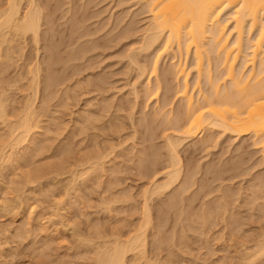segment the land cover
Returning a JSON list of instances; mask_svg holds the SVG:
<instances>
[{"label":"rangeland","instance_id":"obj_1","mask_svg":"<svg viewBox=\"0 0 264 264\" xmlns=\"http://www.w3.org/2000/svg\"><path fill=\"white\" fill-rule=\"evenodd\" d=\"M29 1L20 0L22 12ZM34 1L41 14L38 41L31 33L5 34L12 41L0 47V99L8 116L5 122L0 120V141L7 137V124L31 101L37 125L28 140L9 150L13 157L9 164L0 161V264H95L105 242L125 240L142 224L143 193L151 178L136 168L137 155L151 152L154 144L152 149L161 155L159 162L166 161L163 135L175 133L169 128L163 131L166 123L160 120L164 123L161 127L157 121L156 138L146 137L145 116L159 106L151 95L155 78L149 69L145 74L139 70L154 58L153 49L140 45L150 15L141 0ZM1 3L5 5V0ZM168 63V55L162 56L159 75ZM49 72L52 83L47 80ZM169 84L177 85L172 78ZM211 130L205 132L209 141L203 145L197 136L178 147L182 176L189 167L194 169L191 178L195 176L187 180L191 182L187 188L182 186L184 192L180 188L181 197L174 193L182 184L178 181L173 183L178 188L149 197L152 219L144 229L146 259L164 264H244L245 255L256 248V239L264 235V152L248 136ZM106 154L104 167L92 179L86 178L88 164L96 155ZM171 189L174 195L169 196ZM173 196L184 199L177 201ZM188 197L191 204L185 201ZM171 198L175 208L188 205L193 214L207 203L212 218L207 208L203 222L200 212L198 220L196 216V221L186 220L183 217L192 212L177 215L180 210L173 211L171 206L157 223L156 214L173 204ZM220 201L227 204L219 206ZM192 226L199 228L191 231ZM159 234L166 243L155 244ZM126 256L129 260L132 255ZM261 256L252 264H264Z\"/></svg>","mask_w":264,"mask_h":264},{"label":"bare ground","instance_id":"obj_2","mask_svg":"<svg viewBox=\"0 0 264 264\" xmlns=\"http://www.w3.org/2000/svg\"><path fill=\"white\" fill-rule=\"evenodd\" d=\"M141 1L146 5L150 15V22L142 38V44L140 45L142 49L149 50L150 48L151 50L153 49V52L155 53L151 64L145 63L146 65L139 66V70L143 74L149 69L150 71H148L151 73V77L155 78L153 85V87L155 86V89L151 87L154 89L153 94L151 95H154V100L158 101L157 104H159V106L157 105V110H152L149 117L145 116L146 121H144L145 124H143L148 131L146 137L153 139L159 123L162 127V123L164 122L166 124H164V127L161 129L164 131L169 128L170 130L175 131V133H165V135H163L164 147H162L166 151H164L166 156L163 157L166 161L159 162V157H161V155H157V148V150L154 148L152 149V145L154 144L150 145L151 149L149 148L154 156L149 150L140 152V154L137 155V163L135 162V165H137L136 168L138 167L140 173L147 175L148 179L151 178L149 181L151 185L149 184V188L147 187L143 193L144 208L142 213V224L139 228L134 230L131 236L127 237V239L125 238V240L124 238L122 240L115 238L113 241H107L108 243L105 242L106 244L96 255L95 264L165 263H163V261H153L154 259H151V261L149 260L150 258L146 259L144 255V246L146 244L144 229L151 224L152 219L150 216V205L147 201L151 195L160 194L163 191H166V189L169 191L168 188L173 187L177 181L178 183L180 182V184L182 183L181 186L178 188L175 187V185V189H178L174 190L173 187V190H178L177 193L171 189L172 194L169 193V196L174 195L173 192L180 196V188H187L186 185L191 183H187V180H194L195 176L193 179L191 178L194 174V169H191L192 167L184 170V172H187L184 174V177L181 174L183 172H181V158L178 154V147L183 141H191L199 136L197 142L203 145L205 142L209 141L207 138L208 133L206 135L205 132L213 128H219V130H221L220 132H228L237 137L248 136L251 139V144L264 152V0ZM2 4L3 3L0 4V47L2 42H5L6 40L9 42L12 41L10 38H7L5 34L8 36L23 37L25 34L31 33L33 40L37 42L41 14L35 1L30 0L27 8L23 12L21 11L20 0H5V5ZM224 13V18H226L221 19ZM228 21L231 22V29L227 26V23H229ZM230 33H232V36ZM166 55L169 57L168 66L163 68L159 75L158 63L162 56ZM189 58L191 59V67H188V64L186 65V61ZM132 59L133 58L130 60ZM134 60L135 59L132 61ZM148 61L149 60L146 62ZM52 62L53 59L50 58L49 63ZM188 68L191 70L193 69L195 73L192 85L189 84L188 76L190 69ZM171 78L176 80V88L169 84L171 83ZM47 80H50V83L53 82L54 77L51 72L47 74ZM149 81L151 80H148V83ZM37 87L38 85L36 83L34 94H37ZM160 89H163V92H161ZM160 94H162L161 97ZM173 100H175V102L178 101L175 107V102H173ZM32 103V101L30 103L28 102L16 120L7 124V137L0 141V161L2 164L7 165L13 160L12 152L9 150H12L14 146L21 144L26 139L28 140L29 135L33 133L34 128L37 126ZM168 105H171V107L165 110L164 107ZM5 107L6 103L0 99V120L3 122L8 119ZM163 109L165 111H163ZM160 120H163L164 122H160ZM205 135L207 137H205ZM203 136L205 138H203ZM193 149H195V147L192 148V150ZM24 154L26 153L24 152ZM24 154H21V156H24L25 158H23L26 160L27 155L25 156ZM106 156L107 154L100 155L99 157L96 155L94 160L89 163L84 170V175H87H85L86 178L92 179L93 175L96 176L95 173H97V170H101L104 167L103 162ZM154 157L157 158L155 159ZM160 159L164 160L162 158ZM208 166L209 164L206 167ZM213 168L216 169V167ZM213 168H211V171H214ZM207 171H209L208 168ZM206 173L207 172H205V174ZM160 174L161 178H157ZM215 174H217L218 178V173L215 172ZM215 176L216 175L213 177L214 180ZM258 179L261 180L262 178L258 177L257 180ZM183 183H185V185ZM256 186H258V184ZM201 188L203 187L201 186ZM184 190L185 189H183V192ZM222 192H224V190ZM253 193L252 195H255ZM224 196L226 195H223V198ZM167 197L168 194L166 198ZM220 197H222V195ZM173 198L175 199L177 197L173 196ZM173 198H171V201H173ZM191 198L188 197L185 201L187 200L188 203L191 204ZM183 199L184 198L178 197L177 201H182ZM165 200V203L169 202L168 199ZM174 201L173 204L170 202L171 204L168 206L169 208L167 205L162 207V212L164 213L161 212L160 214V212H157L160 214H156L158 217L156 219L157 221L162 218H160V216H163L167 210H170L171 206H173V211H175L174 209L180 210V212L177 211V215H182V211L185 212V215L192 212H189L187 209L188 203L186 204L187 207L184 205L180 209L174 207ZM219 203H217L219 206L223 205L224 201L223 203L221 202L222 204ZM217 204L215 205L219 209ZM226 204L227 203H224V205ZM180 205L182 206V203ZM204 205L205 204H202L200 207L202 208ZM260 205L263 206L262 203ZM185 207L187 209L186 211L184 209ZM200 207L199 209H201ZM208 207L206 203L202 209L205 210ZM204 210H199L200 213L197 211L202 219H199V216L196 214L197 212L194 213L196 215L192 212V216L189 215V217L187 215L183 218L186 219L188 217L189 219L192 218V220L199 219L203 222L205 220H203V214L205 215V213L208 212L211 217L210 209L208 208L205 213ZM208 213L206 215H208ZM193 216L198 217L193 219ZM180 218L179 221L181 223ZM232 219L234 221V218ZM191 222L189 220V223ZM202 222L201 225H203ZM157 223H160V221ZM192 224H194V222H192ZM160 226H162V224L156 227ZM182 226H180L182 228L180 231L184 229ZM189 226L187 227L189 228ZM194 226H192L193 228L190 227L192 230H188L194 231L196 228ZM157 229L160 230L159 228ZM157 235L158 233L156 236ZM158 237L156 241L154 240L156 242L155 244L161 245V243H166L165 237L162 241V237L160 236L159 242ZM260 238L261 240L256 239L259 241L258 243L256 241V248L254 247L255 245L253 246V250H251L252 253L250 252L251 254H246L247 256L245 255V259L243 258V262L246 264H252L256 258L259 259V256H264V235ZM127 253H131L132 255L129 260L126 256Z\"/></svg>","mask_w":264,"mask_h":264}]
</instances>
